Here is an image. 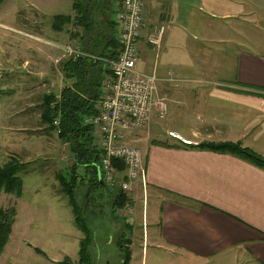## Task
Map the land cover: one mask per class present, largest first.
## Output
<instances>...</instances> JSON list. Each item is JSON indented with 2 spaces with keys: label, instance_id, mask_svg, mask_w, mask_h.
Segmentation results:
<instances>
[{
  "label": "crops",
  "instance_id": "0c3cea01",
  "mask_svg": "<svg viewBox=\"0 0 264 264\" xmlns=\"http://www.w3.org/2000/svg\"><path fill=\"white\" fill-rule=\"evenodd\" d=\"M29 1L30 11L33 7L36 13L50 19V23L40 22L38 27H30L15 17L19 11L14 8L17 0H0V167L14 160L22 186V177L44 174L37 168L41 169L46 160L50 166L60 168L64 147L44 116L46 100L59 99L66 82L60 62L56 63L61 51L46 42L63 43L64 36L51 28L53 18L73 13L72 0ZM190 1L143 0L144 27L138 70L166 77L168 72L162 68L172 66L181 53L189 52V38L194 41L191 53L197 52L192 58L205 59V65H215L209 54L201 55L203 49L198 44L203 38L196 40L188 31L197 24L192 12L195 5ZM197 1L202 6L205 2ZM226 2L210 3L211 9L221 11L219 19L224 22L206 23L210 36L217 32L231 38L236 22L225 21L239 19L240 27L256 29L260 22L261 40L253 42L249 34L240 30V39L251 42H243L242 51L232 52V80L229 83L208 81L220 83V87H200L203 92L199 95L192 93L175 98L172 92L177 90L171 89L166 118L154 119L148 129H141L144 132L136 135L133 142L142 152L144 172L132 184L131 200L133 209L136 205L133 213L138 209L141 216L135 213L134 219L126 223L133 230L134 222L143 229L146 227L147 237L148 229L152 228V247L179 253L186 261L264 264V170L234 155L196 150L179 142L182 140L192 147L201 143H239L264 158V0ZM25 6L29 8V4ZM156 26L165 28L157 49L146 41ZM195 27L200 29L197 30L200 35L204 33V27ZM24 28H34L35 33ZM161 58L171 63H159ZM170 88L173 87H167ZM193 88L196 87H188V91ZM183 105H190L193 112L200 113L203 125L200 122L199 127L194 124L191 128L192 113L185 111ZM173 124L176 125L171 129ZM159 126H164L165 132H158ZM133 133L129 134L133 136ZM149 133L152 138L147 140ZM51 137H56L59 143L52 146ZM0 194L2 200L6 196L15 198L17 219V199L21 198L22 191L18 198ZM17 225L15 221L14 231Z\"/></svg>",
  "mask_w": 264,
  "mask_h": 264
},
{
  "label": "rangeland",
  "instance_id": "374dc122",
  "mask_svg": "<svg viewBox=\"0 0 264 264\" xmlns=\"http://www.w3.org/2000/svg\"><path fill=\"white\" fill-rule=\"evenodd\" d=\"M204 1L205 2L203 6L201 5L200 1H190L195 5V12H192L197 24L194 26H190L188 31L190 34H194V39L196 40L203 38L202 43L199 42L198 44L203 49V53L201 55L207 56L209 54L211 58H214L213 60L215 61V65H205L207 62L205 59L192 58V55L196 54L197 52L194 51V53H191V44L193 45L194 41L192 40V38H189V52L187 54L184 52L181 53L179 58L173 61L172 66H165L162 68L164 71L168 72L167 76L160 77L155 72L159 78H170L169 81H165L158 86L159 93L165 95L168 105V100L170 101L171 97V89L177 90L175 93L172 92L175 98H178L176 96H186L191 95L192 93V95H199L203 92V89L200 87H220V83L217 84L208 81L217 80L219 82L222 80L225 83H229L230 80H232V52L235 50H241L240 45L243 42H251L248 39H240V30L244 33L249 34L253 38V42H260L261 40V33L263 32L261 29L262 24L260 22H258L256 29L246 26V24V27H240V24L238 23L242 22H240L239 19L225 21V23L236 22L234 25V28L236 27V31L232 30L231 38L229 35L220 34L217 32L213 33V37H211V31L209 30L206 23L216 24L224 22L219 19L221 15L219 13H221V11H216L214 9H211L210 7V3L214 2L215 0ZM222 1L227 3V0ZM26 4H29V8L27 9L25 6ZM30 4L31 1L29 0H17L14 8L17 7L19 11L26 10V12L20 14V12L17 10V14L15 17L18 19H22L24 23L30 27L32 25L38 27V24L40 25V22L43 25L44 23H47V21L48 23H50V19L46 20L45 17H42L41 15L36 13L33 7L31 8L32 11H30ZM200 7L201 10H199ZM233 9H235V7ZM242 9L244 10L243 7ZM217 10H220V6L217 8ZM246 10L248 11V7H246ZM212 12L218 13V15H212ZM232 12L234 14H237L235 13V11ZM11 14L12 13L10 11V15ZM255 16L258 17L257 14ZM237 17L243 18L239 15H237ZM254 20H256V18H254ZM195 26L204 27V33L200 35V33H198L197 31L200 29H197ZM72 27L73 26L70 25L68 27L66 26L63 29L64 32H62L61 34L64 36V41L62 42H68L75 46V43L73 42L74 38L70 36V32H72L73 30ZM24 29L29 30V32L35 33L34 28ZM213 29L215 30V28ZM217 29H219V27H217ZM183 46L185 45L183 44ZM256 50L259 51V49ZM59 62H61V60ZM158 62H162L164 65L171 63L170 61L168 62L166 60L162 61V58L159 59ZM203 69L204 71H202ZM167 87L173 88L167 89ZM188 87L196 88H193L194 90L188 91ZM182 99L183 98L179 99V101H182ZM182 108H184L185 111L192 113L191 116L193 119V125H188H190L191 128L194 127V124L195 127H199L202 123V115L199 116L198 114L200 113L193 112L190 105H183ZM174 125L176 124H173L170 128H174ZM49 129L50 128H48L47 125L46 131L49 132ZM50 130H53L55 132L54 129ZM157 131L165 132L164 126H159ZM139 132L144 131L137 130L135 131V133H133V136L131 134L126 136L127 143L135 146L138 149V145L133 141H135V137ZM182 132L184 133L185 131ZM145 136L146 134L143 135V137ZM151 138V133H149L146 139L150 140ZM50 139V143H52V146L53 144L59 143L56 137H51ZM181 141H179L181 145L188 144L182 143ZM61 142L62 143L60 145L64 148L61 149L60 153V168H57L56 165L50 166L49 162L46 160L41 169L40 167L37 168L38 172L44 173L43 175L35 174L33 176L29 175L28 177H22L24 181L22 186V196L20 199H17L19 214L17 215V219L16 216L14 218V223L15 221L16 223H18V225L16 226L17 229H15V231L14 229H11V233L9 236L10 239H8L9 243L5 245L3 252L0 255V264H58L65 258H68L71 263L77 262L79 242L83 238V234L74 227L72 212L64 196L61 193L59 194L60 186L57 176L59 174H66L69 167L71 166V156L68 147L66 148V145H64L65 143L63 144V141ZM50 151L46 150V152ZM103 187L105 188V186ZM107 189H110L111 191ZM107 189L105 188L104 190H102L104 200L103 198L101 200L96 199L92 202V209L96 212L93 213L92 211H87V217L89 221H91L89 225L91 228H93V231L95 233V249L92 252V264H121L122 254L114 246V244L116 238H119L121 234H123V232L131 240L129 246V249L131 250V258L129 264H202L195 261H186L181 257L179 253H175L174 251H170L165 248L152 247L150 244L152 243V228L148 229L149 233L147 237L146 227H144L143 229V227L138 226L136 222H134V230L132 228L130 229L134 231L132 235L131 232L133 231L129 232V230H126V221L131 222V219H134V215H136L135 213L139 212V210L136 209L133 213L136 205L133 209L131 191H129L128 193H124L122 191H119L116 186L108 187ZM86 191L87 190L82 187L78 190V193H76L77 202L79 204L83 203ZM116 193L123 194L130 201V204L128 203L122 211L117 212L118 215H120L119 218H114L110 214V220L112 221L109 222L107 218V215L110 213L109 203L113 201V195H115ZM1 198L3 197L0 194V208L3 206H7L6 209H9L12 207V205H14L15 198L13 196H6L4 200H2ZM103 205L104 218L102 210L99 209V207ZM14 206L16 209V205ZM128 209H131V214L122 215L123 212L127 211ZM137 214L141 216L140 213ZM93 219H95V221H93L92 223ZM106 224L109 225L108 229H106L105 227ZM100 225H102L101 227L103 230H106L109 233L108 237H106L105 234L103 236L99 235L100 232H98V228ZM11 238L13 239L12 243H10ZM37 250L43 254L37 252Z\"/></svg>",
  "mask_w": 264,
  "mask_h": 264
},
{
  "label": "trees",
  "instance_id": "16d2710c",
  "mask_svg": "<svg viewBox=\"0 0 264 264\" xmlns=\"http://www.w3.org/2000/svg\"><path fill=\"white\" fill-rule=\"evenodd\" d=\"M119 10L115 0H72V15L55 16L51 28L62 33L66 26H73L75 31L73 34L70 33V36L77 39L84 53L94 58L113 60L118 57L121 50L117 41L118 27L114 17ZM91 57H72L61 61L59 66L66 83L59 99L51 97L45 103V121L53 128V120H59L60 133L57 136L66 143L71 156V166L66 174L57 176L60 186L59 194L61 193L67 201L72 212L74 227L83 234L79 242L77 262L71 263L68 258H65L58 264H92L95 233L89 225L91 221L87 217V211L96 212L92 209V202L102 198L104 200L102 190L108 188L102 180L99 167L102 152L94 145V127L89 123V119L96 115L102 100L103 82L107 70L101 62ZM158 144L164 145V143ZM182 145L196 150L234 155L264 170V159L253 151L241 147L239 143H201L195 147L191 144ZM111 162L117 171L124 172L123 162L117 159ZM16 165L17 163L13 160L5 167H0V192L18 198L22 191V180L16 176ZM82 187L87 191L83 203L79 204L76 193ZM113 196V201L109 203L110 213L107 215L109 222L112 221L110 214L114 218H119L120 215L117 212L122 211L128 203L130 204V201L121 193ZM103 207L104 205L99 207L102 212ZM15 216L14 207L0 209V255L8 242ZM93 221L95 219L92 223ZM101 226L98 228L99 235L105 234L108 237L109 233ZM105 227L108 229L109 225L106 224ZM130 229L127 224L126 230L130 231ZM130 243L131 240L124 232L115 240L114 246L122 254L121 264H129ZM37 252L40 251L37 250Z\"/></svg>",
  "mask_w": 264,
  "mask_h": 264
},
{
  "label": "built area",
  "instance_id": "2783aa9c",
  "mask_svg": "<svg viewBox=\"0 0 264 264\" xmlns=\"http://www.w3.org/2000/svg\"><path fill=\"white\" fill-rule=\"evenodd\" d=\"M119 7L115 15L117 22V41L120 52L116 59L94 58L78 47L63 42L60 44L46 42L62 53L56 59L67 60L72 57H91L102 63L107 70L103 82L102 100L96 115L89 119L94 127V145L102 152L100 171L102 180L108 187L128 193L132 184L139 181L144 172V161L140 149L126 143V136L137 130L150 126L154 119L163 120L168 114L166 97L159 93V85L170 78H159L155 72L146 73L137 69L139 61L140 39L144 27L143 0H115ZM72 32L75 29L72 27ZM165 28L156 26L152 34L146 37L147 44L158 48ZM52 126L58 135L59 120L54 119ZM123 162L124 172L120 173L111 160ZM131 209L122 215H130Z\"/></svg>",
  "mask_w": 264,
  "mask_h": 264
}]
</instances>
